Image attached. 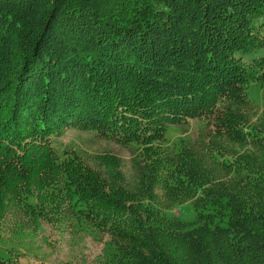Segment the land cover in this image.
Returning <instances> with one entry per match:
<instances>
[{"label":"trees","instance_id":"1","mask_svg":"<svg viewBox=\"0 0 264 264\" xmlns=\"http://www.w3.org/2000/svg\"><path fill=\"white\" fill-rule=\"evenodd\" d=\"M259 18L264 0H0V212L23 193L48 219L71 212L112 235L111 264H264V131L248 93L263 59L244 58ZM201 117L217 122L203 155L163 143L169 124ZM69 126L137 145V183L111 153L102 171L59 153ZM158 186L202 190L189 228Z\"/></svg>","mask_w":264,"mask_h":264},{"label":"rangeland","instance_id":"2","mask_svg":"<svg viewBox=\"0 0 264 264\" xmlns=\"http://www.w3.org/2000/svg\"><path fill=\"white\" fill-rule=\"evenodd\" d=\"M257 23L258 29H255V32L262 42L260 47L253 49L254 51L244 58L247 62L256 64L259 60L254 59H263L259 71L264 74V19L259 18ZM248 93L254 103L250 124L264 131V126L261 125L264 123V77L251 83ZM208 119L188 118L186 121L169 124L166 131L167 141L163 143L172 149L180 150L182 141L187 142L194 154L200 156L204 147L212 146V134L216 128L217 122ZM57 138L53 145L59 153H62V150H74L88 165L100 171L103 168L99 161L101 154L111 153L117 156L122 163L125 186L131 188L137 183L138 168L144 164L137 152V145L121 144L95 130L76 126L64 127ZM214 140L217 143L220 141L219 138ZM203 165L211 169L214 162L207 157ZM230 177L231 175L222 174L220 178L226 180ZM155 193L167 217L177 219L178 226L189 228L194 221L191 217L194 204L202 195V190L178 198L171 192L168 193L165 187L158 186ZM35 207V198L23 193L20 199H15L0 212V257L18 258L32 264H111L110 257L112 258L114 250L109 248H115L117 243L107 230L97 231L93 228V223L80 228L82 226L77 224L76 219H72L74 215L71 212L68 215L63 212L60 219L51 220L38 215Z\"/></svg>","mask_w":264,"mask_h":264}]
</instances>
